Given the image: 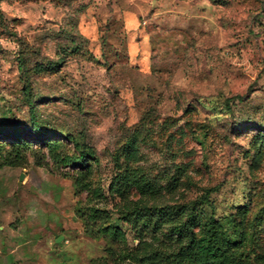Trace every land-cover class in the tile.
<instances>
[{"label":"rangeland","instance_id":"rangeland-1","mask_svg":"<svg viewBox=\"0 0 264 264\" xmlns=\"http://www.w3.org/2000/svg\"><path fill=\"white\" fill-rule=\"evenodd\" d=\"M149 219L264 264V0H0V264H126Z\"/></svg>","mask_w":264,"mask_h":264},{"label":"trees","instance_id":"trees-1","mask_svg":"<svg viewBox=\"0 0 264 264\" xmlns=\"http://www.w3.org/2000/svg\"><path fill=\"white\" fill-rule=\"evenodd\" d=\"M31 118L35 123V115L31 114ZM37 131V130H36ZM46 129L41 132L46 133ZM14 131L9 130L4 132V135L13 136ZM67 138H71L66 135ZM136 136H133L126 142V152L124 160L128 164L130 161L137 162L139 160L136 150ZM53 145L52 143H47ZM75 145L76 142H75ZM88 152H81L77 159L82 160V156ZM26 162L23 151L17 150L12 155H7L3 158L2 164L8 166H22ZM89 171L78 172L72 180V185L76 191L86 190L90 186L88 180ZM133 186L142 196L151 198L160 195V189H165L167 192L173 191L178 185V178H174L167 183L163 188L152 186L151 184H143L137 180H133ZM118 191V188H115ZM152 224L153 233L148 236L144 230H139L136 234L137 244L132 248H127L123 251L126 264H255V260L249 256L238 252V240L227 235L223 241H220L218 232L212 220L206 221L205 229L200 230L198 236L192 229L188 227H176L173 231L177 234L180 243L175 249L168 248L163 240H160L157 235L160 223L149 219ZM193 225L198 226L199 221L196 218H191ZM89 233H93L92 227H88ZM111 231L115 234V226H111ZM149 237V238H148Z\"/></svg>","mask_w":264,"mask_h":264},{"label":"water","instance_id":"water-1","mask_svg":"<svg viewBox=\"0 0 264 264\" xmlns=\"http://www.w3.org/2000/svg\"><path fill=\"white\" fill-rule=\"evenodd\" d=\"M22 178V175L19 176V180Z\"/></svg>","mask_w":264,"mask_h":264}]
</instances>
